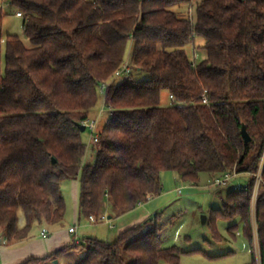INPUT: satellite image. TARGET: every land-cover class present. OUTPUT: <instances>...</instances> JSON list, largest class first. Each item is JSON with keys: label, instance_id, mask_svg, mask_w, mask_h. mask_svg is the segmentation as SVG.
Segmentation results:
<instances>
[{"label": "trees", "instance_id": "16d2710c", "mask_svg": "<svg viewBox=\"0 0 264 264\" xmlns=\"http://www.w3.org/2000/svg\"><path fill=\"white\" fill-rule=\"evenodd\" d=\"M3 2L22 14L31 43L4 36L0 8V237L6 244L26 240L36 220L48 226L64 220V181H80V218L99 217L108 206L116 218L159 196L164 172L190 184L202 173H236L249 181L211 210V226L217 218L238 220L228 232L234 237L242 226L253 248L250 264H257L256 232L264 264V0H202L193 20L172 10L193 0ZM196 39L204 40L198 47L206 54L197 63L186 50ZM130 46V65L150 78L132 73L108 88L111 115L99 132L95 163L84 165L87 145L78 126L92 116L100 87L126 62ZM164 94L172 98L167 105ZM144 229H126L113 243L73 242L22 264H50L76 248L85 257L73 264H180L181 252L163 247L157 227Z\"/></svg>", "mask_w": 264, "mask_h": 264}, {"label": "rangeland", "instance_id": "374dc122", "mask_svg": "<svg viewBox=\"0 0 264 264\" xmlns=\"http://www.w3.org/2000/svg\"><path fill=\"white\" fill-rule=\"evenodd\" d=\"M201 1L193 0L190 4L175 6L172 10L177 12L181 17H188L193 20L195 19V9ZM0 8H3L5 13L3 21L4 36L9 34L17 35L26 47H31V43L23 30L24 18L17 16V9L4 4L3 0H0ZM201 43H204L203 39H196L194 44H190L186 48L191 60L196 63L206 57V54L198 47ZM130 57L131 46L127 52L126 62H129ZM133 75L139 80H148L150 78L148 74L139 72L138 70H135ZM111 78L107 81H110ZM122 81L123 79H118L116 83ZM101 97L99 105L92 111V116L90 117V119L99 118V132L111 115L105 106V99L102 95ZM170 100L166 94L163 95L164 105L170 103ZM102 110L103 113L100 115ZM83 139L87 145L84 165L94 164L95 161L93 162V160L96 159L97 151L91 142L89 131L83 132ZM97 148H99V145ZM260 175L261 173L257 176L258 185L261 182ZM219 177L221 175L210 176L207 173H202L197 184H190L182 181L175 172H164L162 173V192L159 196L144 203L143 208L138 204V207L133 212L114 220H109V215L107 214V221L90 224L88 218L82 217L80 221L81 227L78 229V237L84 244H86L89 238L104 243H113L118 239L122 231L145 224L144 232L152 231L156 227L158 228L163 247L176 248L181 252L180 264H250L253 259V248L243 234L242 226H240L238 231L234 232L236 237H233L228 232V228L233 224H240L239 221L229 222L223 218H217L214 224L215 228L211 226L210 222L211 210L221 208L227 192L244 187L247 185L249 178L244 174H234L227 186L223 189H217L212 185V181ZM73 182H76V180H68L62 183L64 196L69 205L70 218L74 217V215L72 216L74 202L67 185ZM157 214L160 217L158 220H155ZM203 218H207L205 223L203 222ZM60 224L61 228L65 227L68 229L76 223L74 219L68 220V217H65ZM25 225V215L23 212H20L18 226L22 228ZM44 227L50 230L54 228L36 220L26 240L8 244L4 248H19L24 242L41 240L40 234ZM216 233L220 238L216 237ZM42 240L45 242L46 239ZM256 241L255 252L258 264L260 246L259 242ZM78 250L80 251V256L70 257L67 253L59 260H55L50 264L76 263L85 257L81 249L78 248ZM0 264H3L1 258ZM162 264L168 263L162 262Z\"/></svg>", "mask_w": 264, "mask_h": 264}, {"label": "crops", "instance_id": "0c3cea01", "mask_svg": "<svg viewBox=\"0 0 264 264\" xmlns=\"http://www.w3.org/2000/svg\"><path fill=\"white\" fill-rule=\"evenodd\" d=\"M94 161L95 160H93V162ZM67 186L69 188V191L71 193V196H72V199L74 202V205H73L74 212H72V216L74 215V217L70 218L69 205L67 203L66 198H65V200H66L65 217H68V220L74 219V222L76 224L74 226H70L68 229H66L65 227L61 228L62 227L61 224L60 225L57 224V225L52 226L54 228H51V230L47 228L50 231V236L48 238H43L40 234L42 239H46L45 242H43L42 239L36 240V241H27V242H24L21 247L11 248V249L10 248L9 249L4 248V246L8 245V243L5 244L2 248V253L0 255L1 262L3 264H22L31 258H42V257H45L46 255H48L49 253H51L57 249H60L62 247H66V246H71L73 244V242H75L76 245H78V246H80L82 244V241L78 237L79 236L78 235V229L81 227V224H80L81 218L79 215L80 181H79V179H77L76 182L69 183ZM62 191H63V184H62ZM63 194H64V192H63ZM133 211H131V212H133ZM131 212H128V213L123 214L119 217L113 218L109 214V208H108L105 214L109 215L108 216L109 220H114V219L120 218L122 216H125ZM76 226H77V233L71 234L69 231L70 228L76 227ZM55 227H57V228H55ZM44 228H46V227H44ZM79 252L80 251L76 248V249H74V251L72 250L68 254L70 257H73V256L77 257V256H80Z\"/></svg>", "mask_w": 264, "mask_h": 264}, {"label": "built area", "instance_id": "2783aa9c", "mask_svg": "<svg viewBox=\"0 0 264 264\" xmlns=\"http://www.w3.org/2000/svg\"><path fill=\"white\" fill-rule=\"evenodd\" d=\"M18 17H23L21 13H17ZM134 72V68L132 67V65H130L129 62H125L116 72L115 74L112 76L110 81L104 82L102 87H100L99 89V93L103 96V98L106 97V93L108 88L114 83L116 82L118 79H127L130 77V75ZM172 99V98H171ZM203 102L208 104V100L206 97H203ZM105 103V101H104ZM106 106V103H105ZM107 107V106H106ZM109 110V109H108ZM110 111V110H109ZM103 113V110L100 112V115ZM98 122H99V118H93V119H89L87 121H85L83 123V125H85L86 127V131H89L91 134V142L94 146V148L97 151V146L100 143V136H99V131H98ZM236 175V173H234ZM234 174H225V175H221V177L214 179L212 181V185L217 188V189H223L225 186H227V184L229 183V181L233 178L232 176H234ZM261 176V175H260ZM143 202L139 203V206H143ZM89 222L90 224H96L102 221H107V216L106 214H103L99 217H96L94 215H91L89 218ZM70 233L71 234H76L77 233V226L76 227H72L70 228ZM41 236L43 238H48L50 236V231L47 228H44L42 230ZM255 240L258 241L257 239V233L255 232ZM256 241V242H257ZM6 244V241L4 240L3 237H0V255L2 253V248L3 246ZM260 249V248H259ZM260 253V257L258 260V264H263L262 263V258H261V252Z\"/></svg>", "mask_w": 264, "mask_h": 264}, {"label": "water", "instance_id": "95a60500", "mask_svg": "<svg viewBox=\"0 0 264 264\" xmlns=\"http://www.w3.org/2000/svg\"><path fill=\"white\" fill-rule=\"evenodd\" d=\"M78 127L80 128L81 132H85L86 131L85 125L81 124ZM242 136H243L244 141L246 143H250L252 141V138L250 137V135H249V133H248V131H247L245 126H243V129H242ZM54 162H55V160H54ZM206 221H207V218H203V222L205 223Z\"/></svg>", "mask_w": 264, "mask_h": 264}]
</instances>
